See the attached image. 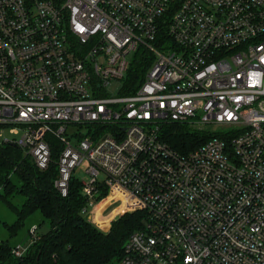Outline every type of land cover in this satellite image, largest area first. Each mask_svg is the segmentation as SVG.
<instances>
[{"label": "built area", "instance_id": "built-area-1", "mask_svg": "<svg viewBox=\"0 0 264 264\" xmlns=\"http://www.w3.org/2000/svg\"><path fill=\"white\" fill-rule=\"evenodd\" d=\"M141 44L155 54L144 81L110 95ZM165 122L225 135L182 153L162 138ZM6 129L2 142L41 168L46 134L62 141L64 194L88 160L86 213L103 185L122 211L147 212L117 264H264V0H0ZM29 234L14 256L37 224Z\"/></svg>", "mask_w": 264, "mask_h": 264}, {"label": "trees", "instance_id": "trees-1", "mask_svg": "<svg viewBox=\"0 0 264 264\" xmlns=\"http://www.w3.org/2000/svg\"><path fill=\"white\" fill-rule=\"evenodd\" d=\"M168 37L166 27L162 26L157 44ZM154 59L155 54L148 47L139 45L131 55L121 94L136 90ZM160 133L166 142L182 153H188L214 135H225L192 128L185 122H165ZM46 138L51 158L45 168L38 166L33 156L21 147L0 142V197L17 214L16 222L7 226L16 233L26 218L36 211L42 212L50 222V229L46 232H40L38 226L39 238L21 257L13 255V246L7 240H0V264L117 263L129 235L143 225L147 212L140 210L124 214L112 223L110 230L104 231L86 216L83 209L88 198L83 193L82 180L74 172L65 194L55 184L60 175L59 155L63 143L53 133H47ZM18 194L23 196L20 206L12 200Z\"/></svg>", "mask_w": 264, "mask_h": 264}, {"label": "rangeland", "instance_id": "rangeland-1", "mask_svg": "<svg viewBox=\"0 0 264 264\" xmlns=\"http://www.w3.org/2000/svg\"><path fill=\"white\" fill-rule=\"evenodd\" d=\"M124 87L125 84L123 79L113 78L110 80L109 84L107 85L106 90L110 95H114L120 93L124 89ZM185 123H188V125H190V127L192 128L208 130L209 132H214V131L219 132L220 130H222V127L217 125H209V124L201 125L195 122H185ZM5 135H10L8 129L3 131V133H0V142L3 141ZM87 166H88V160L84 159L83 161H81L79 164L76 165V167L74 168V174L79 178H86L88 175L86 172ZM101 188L103 190L97 196L96 203L92 208L91 213L89 212L86 213V216L88 218L90 217L89 219L91 221L93 222L97 221L95 223L98 224V226L99 224L100 225L102 224L103 226H105L106 229L109 228L108 230H110L112 223L116 221L119 217L123 216L124 214L144 210L143 208H140V206H138L132 210L122 211L123 209L126 208V205L122 204V206L118 207L119 205L114 203L115 202L114 197L121 199L123 198L121 193H119L116 190L117 188L107 187L106 185L105 186L103 185ZM12 200L20 206V204L23 201V196L18 194L15 197H12ZM124 203L128 205L127 201H125ZM16 220H17V214L15 213V211L12 208H10V206L3 198L0 197V240H7L11 246H17L18 244L21 243L23 245L24 244L27 245L31 240L29 229L34 223L39 226L40 232H46L50 229L49 219H47L40 211H36L35 213L29 215L26 218L24 224H22L21 227L17 230V232L13 233L12 230L7 225L14 224ZM109 264H117V263L111 262Z\"/></svg>", "mask_w": 264, "mask_h": 264}, {"label": "water", "instance_id": "water-1", "mask_svg": "<svg viewBox=\"0 0 264 264\" xmlns=\"http://www.w3.org/2000/svg\"><path fill=\"white\" fill-rule=\"evenodd\" d=\"M102 229L105 231V230H108L109 228H108V229H106V228H105V226H102Z\"/></svg>", "mask_w": 264, "mask_h": 264}, {"label": "bare ground", "instance_id": "bare-ground-1", "mask_svg": "<svg viewBox=\"0 0 264 264\" xmlns=\"http://www.w3.org/2000/svg\"><path fill=\"white\" fill-rule=\"evenodd\" d=\"M114 209H116V208H114Z\"/></svg>", "mask_w": 264, "mask_h": 264}]
</instances>
